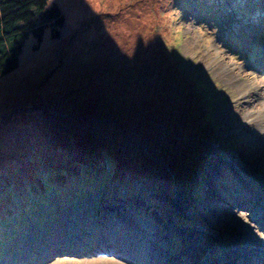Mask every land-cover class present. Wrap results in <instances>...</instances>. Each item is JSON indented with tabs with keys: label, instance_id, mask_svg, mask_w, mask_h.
I'll return each mask as SVG.
<instances>
[{
	"label": "rangeland",
	"instance_id": "rangeland-1",
	"mask_svg": "<svg viewBox=\"0 0 264 264\" xmlns=\"http://www.w3.org/2000/svg\"><path fill=\"white\" fill-rule=\"evenodd\" d=\"M48 3L60 37L0 79V264L123 263L136 226L165 264H264V0Z\"/></svg>",
	"mask_w": 264,
	"mask_h": 264
},
{
	"label": "trees",
	"instance_id": "trees-1",
	"mask_svg": "<svg viewBox=\"0 0 264 264\" xmlns=\"http://www.w3.org/2000/svg\"><path fill=\"white\" fill-rule=\"evenodd\" d=\"M63 23L62 13L48 0H0V79L18 67L28 34L36 42V51L45 30L49 29L50 38L58 39Z\"/></svg>",
	"mask_w": 264,
	"mask_h": 264
},
{
	"label": "bare ground",
	"instance_id": "bare-ground-1",
	"mask_svg": "<svg viewBox=\"0 0 264 264\" xmlns=\"http://www.w3.org/2000/svg\"><path fill=\"white\" fill-rule=\"evenodd\" d=\"M262 24V23H261ZM168 25V24H167ZM257 25V24H256ZM262 26V25H261ZM264 26V25H263ZM261 29V28H260ZM262 35V34H261ZM160 47V46H159ZM149 66V65H148ZM147 67V66H146ZM152 67V65H151ZM154 68V67H153ZM150 69V68H149ZM159 69V68H158ZM168 71V70H167ZM160 72V71H159ZM169 77V76H168ZM148 80V79H147ZM150 84V83H149ZM183 84V83H182ZM158 87V86H157ZM150 88H152L150 86ZM177 89V88H176ZM143 90V89H142ZM154 91V90H152ZM158 91V90H157ZM168 91V89H167ZM171 91V90H170ZM178 91V90H177ZM37 92V91H35ZM141 92V91H140ZM160 92V90H159ZM143 96V95H142ZM171 99V98H170ZM181 100V99H180ZM188 100V99H187ZM186 100V101H187ZM183 101V100H182ZM159 102V101H158ZM168 102V101H167ZM170 103V102H169ZM174 103V102H173ZM152 105V104H151ZM171 105V104H170ZM185 106V105H184ZM142 110V109H141ZM152 110V109H151ZM185 110V109H184ZM195 110V109H194ZM142 112V111H141ZM151 113V112H150ZM158 116V115H157ZM259 116V115H258ZM172 117V116H171ZM136 118V117H135ZM255 118V117H254ZM261 119V118H260ZM140 120V119H139ZM143 121V120H142ZM152 123V122H151ZM171 123V122H170ZM172 128V127H171ZM129 132V130H128ZM169 132V131H168ZM164 133V132H163ZM172 134V133H171ZM174 134V133H173ZM255 136V135H254ZM264 136V135H263ZM261 137V136H260ZM178 138V137H177ZM168 139V138H167ZM262 139V138H261ZM158 140V139H157ZM261 143V142H260ZM167 144V143H166ZM168 145V144H167ZM263 148V147H262ZM169 151V150H168ZM263 153V152H262ZM13 157V155H12ZM217 159V158H216ZM259 160V159H258ZM218 162V161H217ZM83 163V162H82ZM178 163V162H177ZM85 164V163H84ZM94 165V164H93ZM222 165V164H221ZM99 166V165H98ZM93 169V168H92ZM222 169V168H221ZM235 171V170H234ZM219 172V171H218ZM230 172V171H229ZM233 172V171H232ZM238 175V174H236ZM91 176V175H90ZM231 177V176H230ZM100 179V178H99ZM95 181V180H94ZM103 182V181H102ZM240 182H242V180L236 178L235 179V184L236 187L238 184H240ZM90 183V182H89ZM99 184V183H97ZM255 187V186H254ZM96 190V189H95ZM81 191V190H80ZM91 191V190H90ZM88 192V190H87ZM106 192V191H105ZM236 192H241L240 190H237ZM242 193V192H241ZM79 200V199H78ZM82 204V203H81ZM235 210H241V212L245 213V210H242V208L239 205L234 206ZM71 209V208H70ZM104 209V208H103ZM69 210V209H68ZM254 210V209H253ZM102 211V209H101ZM209 211H211L210 213H208L209 217L211 218V213L213 212L212 209H209ZM100 213V211H99ZM27 214V213H26ZM90 214V213H89ZM104 215V214H103ZM133 215V214H132ZM167 215V214H166ZM90 216V215H89ZM86 216L83 217L84 219V223H87L90 221V217ZM132 218V217H131ZM209 218V219H210ZM212 219V218H211ZM213 220V219H212ZM126 221H129L126 219ZM210 221V220H209ZM32 223V222H31ZM82 222H80V225ZM91 224V223H90ZM127 224V223H126ZM150 225V224H149ZM92 226L91 231H89V235L94 237V234L97 233L98 235H96V239L97 237H103L105 236L109 231L108 228L105 226H102L101 229H97L94 228L95 225L91 224L90 227ZM134 226V225H133ZM143 226V225H142ZM154 226V225H153ZM152 226V227H153ZM86 227H88L86 225ZM165 227V225L163 226ZM85 228V227H83ZM111 228V227H110ZM145 228V227H144ZM167 228V227H166ZM128 229V228H127ZM142 231L141 229L138 228V226L136 227H132L129 228L128 230H123L122 232H114V239L116 237L117 234H120L118 236V241L120 242L121 248H122V252H124V254H116V258L119 259L120 261H122L123 263L120 262H115L113 259H111L112 261H114L115 263L113 264H142V262L146 261L147 264H165L166 262H170L171 259L170 257L166 256V259H164V254H162V250L161 248H159L158 246H155V244L158 242V240L155 239L154 234L150 233V230L145 231L147 235V243L152 244L153 248L151 249H147L145 248L143 245V242L145 241L144 238L146 237H142V234H140V231ZM60 231V230H59ZM77 231V230H76ZM114 231V230H113ZM152 231V229H151ZM155 231V230H153ZM160 232V231H159ZM168 232V231H167ZM201 232V231H200ZM82 233V232H81ZM80 232L76 234L73 233V231H70V235L71 237H74L75 240H77L78 242H80L81 238L79 239V236L81 234ZM143 233V232H142ZM157 233V232H156ZM69 234V233H68ZM87 234V233H84ZM122 234V235H121ZM158 234V233H157ZM161 234V233H160ZM182 233H177V236H181ZM61 235V234H60ZM108 235V234H107ZM202 235V234H201ZM200 234L197 233V236L200 237V239H195L194 244L192 245L193 247L191 249H194L195 247H197L196 243H203L202 242V236ZM55 236V235H54ZM112 236V235H111ZM172 236V235H171ZM205 236V234H204ZM112 238V237H111ZM158 238V237H157ZM100 239V238H99ZM204 239V238H203ZM23 240V239H22ZM73 240V239H72ZM60 241V240H59ZM71 241V240H70ZM163 242V239L161 240ZM94 245H100V242L96 243L93 242ZM36 245V244H35ZM60 245V244H59ZM166 245V244H165ZM85 247V246H84ZM95 248V250H97L96 246H93ZM103 247V246H102ZM199 247V246H198ZM80 248V247H79ZM83 248V247H82ZM189 249V248H188ZM42 251V250H41ZM99 251V250H97ZM114 251V250H113ZM116 251V250H115ZM121 251V250H120ZM111 255V250L109 248H106L103 252H102V257H100L102 260L106 259V256H110ZM195 256V254H193ZM235 255V254H234ZM195 258V257H193ZM124 260V261H123ZM182 260V259H181ZM183 261V260H182ZM180 262V261H179Z\"/></svg>",
	"mask_w": 264,
	"mask_h": 264
}]
</instances>
